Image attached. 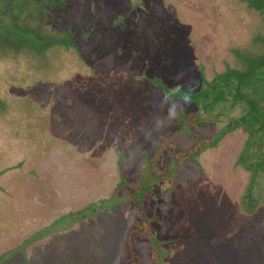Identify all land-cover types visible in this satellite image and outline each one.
<instances>
[{"label":"trees","instance_id":"trees-1","mask_svg":"<svg viewBox=\"0 0 264 264\" xmlns=\"http://www.w3.org/2000/svg\"><path fill=\"white\" fill-rule=\"evenodd\" d=\"M239 1L165 0L156 11L152 8L158 0H0V78L7 82L0 94V111L10 101L4 97L27 93L25 107L36 115L27 125L37 130L38 137L41 127L49 125L48 138L56 144L55 149L34 146L40 151L38 158L31 151L24 154L35 161L31 173L22 178L26 184L18 187V202L38 213L34 221L31 217L23 223L24 228L7 233L5 241L11 247L25 243L40 264H81L88 253L84 247L62 241L77 227L86 233H81L83 244L94 247L93 258H88L94 259L92 263L100 258L102 264L157 260L167 264L172 238L164 235L173 219L165 218L163 205L170 201V191L181 184L184 188L186 180L190 191L189 179L203 173V180L215 184V166L212 172L207 170L202 153L220 150L224 141L240 132L247 137L233 168L249 172L243 197L256 189L259 194L249 203L245 200L246 216L264 209V0ZM230 32L233 36L225 45L223 33ZM198 34L213 36L209 38L216 46L209 49L216 58L212 75L196 49ZM111 54L116 59H109ZM196 64L195 71L186 72ZM195 80V90L178 91L192 103L179 106L172 130L155 142L156 152H147L138 168L127 167L126 175L116 165V174L107 179L104 163L112 150L94 156L79 147L74 148L77 154L65 149L64 114L69 110L78 115L81 110L92 113L88 104L97 112L109 108L114 113L118 108L126 120H134L131 112L136 111V117L147 112L140 96L153 94L151 83L165 89L172 85L175 92L174 85H193ZM4 119L0 112V131L2 121L15 122ZM200 135L206 136L203 148L196 144ZM151 167L157 173L143 177V170L147 175ZM234 169L224 172L234 177ZM224 172L214 173L215 180L219 175L217 182ZM185 233L188 240L183 245H188L189 230ZM9 250L13 249L5 252ZM11 257L3 262L0 257V264H12Z\"/></svg>","mask_w":264,"mask_h":264},{"label":"rangeland","instance_id":"rangeland-1","mask_svg":"<svg viewBox=\"0 0 264 264\" xmlns=\"http://www.w3.org/2000/svg\"><path fill=\"white\" fill-rule=\"evenodd\" d=\"M164 1L158 0V4H155L152 9L159 11L160 7L158 5ZM242 1H239V3H242ZM176 17L178 18V14ZM226 22L224 26L227 25ZM211 36H203L202 38L200 34L194 36L195 38H201L199 40L195 39L196 49L204 57L209 75H212L213 69L216 67V58H212L209 50L216 48L215 44L209 41ZM231 36H233L232 32L229 34L223 33V43L225 45L231 40ZM111 55L109 59H116L115 55ZM193 64L195 63L191 65ZM1 66L2 64H0V69ZM190 67L186 69V72L195 71L198 64ZM5 84H7L6 80L0 78V94L4 92ZM191 84L193 85H190V83H184L182 86L176 84L174 85V92L172 85H168V88L165 89L151 83L153 94L144 92L140 96L142 98L141 105L147 109V112L138 117H136L138 114L136 111L131 112L132 118L136 121L126 120V117L118 108L115 109L114 113H109V108L97 112L91 104H88L87 109L91 110L92 113L80 109L78 115H76V110L66 109L70 113L68 112V115L64 114L63 138L67 140L63 142L68 145L65 149L77 154L79 150L74 148L79 147L85 152L87 150L92 154L95 153L94 156L102 154L106 149L109 150V153L112 150L110 158L108 157L106 163H104L108 168V170H105L107 173L104 171L107 179H111L116 174V165L118 171L126 175L127 167L136 165L138 168L142 162L146 161L147 152H156L155 142L159 139V136L172 130L173 126L171 127V124L178 113L179 106L186 104V102L192 103L193 100L188 99V101V97L186 98L178 92L179 88L186 92H189L186 89L195 90L197 81H191ZM26 94L20 96L21 98L17 97L21 95L20 93L15 94V96L10 94L9 97H4V100L10 101L7 102L6 109L1 108L0 111L7 118L4 120L9 121L12 119L16 122L8 124L2 121L0 131V257L3 258L1 259V262H3L6 258L12 256V264L41 263L35 259V255H32L33 250L27 252L25 243H22L23 245L19 248L18 245L11 247L10 241H5L8 240V236L6 238L8 232L24 228L22 227L23 223L31 217L34 221L38 213V209L35 207L29 206L26 209L25 205L18 202L20 200L18 187L26 184L25 179L22 178L31 173L33 169L30 166H33L32 163L35 161L31 159L29 154H24L31 151L38 158L37 154H40V151L37 147H34L38 143L41 144L40 147L49 145L51 148H56V144H53L55 142L52 143L48 138L51 135L49 125H47L48 127H41L39 137L35 135L37 130L27 125V122L35 120L33 116L36 115H33L34 112L31 108L27 110L25 107L28 100L24 97ZM80 99L83 101V98ZM84 103L82 102L83 107ZM187 107L186 111L190 108ZM146 116H148V121H146ZM72 123L78 124L72 125ZM202 132H205V130ZM58 135H61V132ZM205 137V135L199 136L201 142L196 143L198 148L204 147ZM246 137L247 135L243 132L237 135L234 134L230 140L222 143L219 147L220 150L209 149L206 153L203 152L202 164L210 172L215 166L214 173L216 171L227 172L228 169L233 170ZM61 142L59 141L58 144H63ZM157 143H159V140ZM49 147L46 148L47 151L51 150ZM112 158L116 160L114 161ZM238 171L239 173H237ZM134 172L135 169H132L131 173ZM145 172L146 170H143L142 175L146 178H149V175L153 177L157 173L154 167L147 168V175H145ZM226 172L223 173L218 182L216 180L219 179V175L216 174V180L215 174L211 175L216 184L215 189V184L210 179H202L204 178L203 173L197 175L198 178L202 176L200 179L197 176L189 179L192 188L190 191L185 188L188 184L187 180L184 188L182 184L180 185V189H183V191H179L178 187L174 191H170V201L167 205H163V208H166L165 213H167L165 218L173 219L170 229L168 228L167 232L164 231V236L172 238V242L168 245L167 264H242L241 260L244 264H264V220H260L264 217V209H259L252 217L246 216L247 212L244 209L246 207L245 200H248L249 203V199L252 197L258 198L257 189L252 191L250 197L244 198L243 193L247 190L250 181L249 172L238 168L234 171L236 172L234 177H230ZM18 183L21 185H17ZM211 183H213V188ZM11 189H16L17 192H13ZM100 219L102 220V218ZM75 228V230L66 232L62 241L66 243V240H70L73 243H80L88 253L82 260L79 258L80 253L77 251L73 252V256L77 255V258L81 260V264L83 262L102 264L100 258L97 262H90L94 260H90L93 258L94 247L91 243L84 245L82 236L86 235L85 231ZM187 229L190 237L188 245H186L187 243L183 245L188 240L185 236L187 235L185 233ZM141 230L143 233L146 232V229ZM149 235L146 233V236ZM17 244L20 245L19 241H17ZM261 247L263 250H261ZM7 249L13 250L5 252ZM14 251L18 254L12 255ZM105 258H109V254ZM174 258L176 262L173 263ZM156 264L162 263L157 260Z\"/></svg>","mask_w":264,"mask_h":264}]
</instances>
